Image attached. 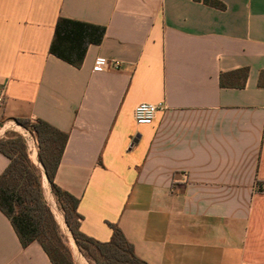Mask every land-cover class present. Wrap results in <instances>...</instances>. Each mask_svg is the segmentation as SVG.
Returning a JSON list of instances; mask_svg holds the SVG:
<instances>
[{
  "label": "crops",
  "instance_id": "0c3cea01",
  "mask_svg": "<svg viewBox=\"0 0 264 264\" xmlns=\"http://www.w3.org/2000/svg\"><path fill=\"white\" fill-rule=\"evenodd\" d=\"M216 1L0 0V139L36 157L14 119L65 133L53 181L80 232L114 224L146 264H264V0ZM58 19L92 27L71 33L78 67L49 52ZM141 102L163 107L150 125ZM0 264H51L1 212Z\"/></svg>",
  "mask_w": 264,
  "mask_h": 264
},
{
  "label": "trees",
  "instance_id": "16d2710c",
  "mask_svg": "<svg viewBox=\"0 0 264 264\" xmlns=\"http://www.w3.org/2000/svg\"><path fill=\"white\" fill-rule=\"evenodd\" d=\"M195 1L223 9V5L216 0ZM80 27L92 28L79 22L58 19L49 47L51 54L74 67L80 65L87 44L84 43L83 47L74 44L71 33ZM60 30L67 35H61ZM262 80L264 72L260 73V84ZM14 122L33 135L37 143L36 159L42 174L76 247L84 257L91 264H146L134 254L132 245L114 224H108L111 236L104 242L80 232L81 216L76 212L78 199L53 181L67 135L40 119L33 122L14 119ZM0 154L8 161L0 173V212L9 221L21 247L35 242L51 264H75L61 241L53 215L43 199L40 171L28 156L24 138L14 131L5 132L0 139Z\"/></svg>",
  "mask_w": 264,
  "mask_h": 264
},
{
  "label": "rangeland",
  "instance_id": "374dc122",
  "mask_svg": "<svg viewBox=\"0 0 264 264\" xmlns=\"http://www.w3.org/2000/svg\"><path fill=\"white\" fill-rule=\"evenodd\" d=\"M18 134H20L24 140L26 139L29 143H30V139L28 137V135L26 133H23L21 134V132H16ZM26 149H27V153L32 154V150H31V147L27 146L26 145ZM32 161V160H31ZM33 162V161H32ZM34 163V162H33ZM37 167V166H36ZM39 171H40V184H41V189H42V196H43V199L46 203V205L49 207L52 215H53V218H54V221L57 225V228H58V234L61 238V241L62 243L67 247L69 253H70V256H71V259L72 261L76 264V261H75V254L78 253L85 261L87 264H91L83 255L82 251H80L75 243H74V240L70 234V232L68 231L64 221H63V216H62V212L60 211V209L58 208L56 202H54V204L51 202L49 196H48V187L45 183V177L44 175L42 174V171H41V168L38 167Z\"/></svg>",
  "mask_w": 264,
  "mask_h": 264
},
{
  "label": "built area",
  "instance_id": "2783aa9c",
  "mask_svg": "<svg viewBox=\"0 0 264 264\" xmlns=\"http://www.w3.org/2000/svg\"><path fill=\"white\" fill-rule=\"evenodd\" d=\"M113 68L118 67V62L115 60H108L103 57H97L94 61L93 70L100 71L109 66ZM158 108H163L162 106H156L151 103L141 102L138 103L133 109V120L137 125H150L154 119ZM262 193H264V185H262Z\"/></svg>",
  "mask_w": 264,
  "mask_h": 264
},
{
  "label": "bare ground",
  "instance_id": "6f19581e",
  "mask_svg": "<svg viewBox=\"0 0 264 264\" xmlns=\"http://www.w3.org/2000/svg\"><path fill=\"white\" fill-rule=\"evenodd\" d=\"M30 159L35 163V165L37 167H40L41 168V166L39 165V163L36 160L35 152H34L33 149H32V154L30 156ZM75 261H76L77 264H87L86 261L78 253L75 254Z\"/></svg>",
  "mask_w": 264,
  "mask_h": 264
}]
</instances>
